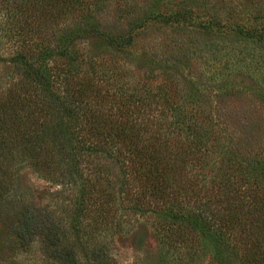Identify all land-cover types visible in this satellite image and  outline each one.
Returning <instances> with one entry per match:
<instances>
[{"label": "trees", "instance_id": "trees-1", "mask_svg": "<svg viewBox=\"0 0 264 264\" xmlns=\"http://www.w3.org/2000/svg\"><path fill=\"white\" fill-rule=\"evenodd\" d=\"M105 1L0 0L12 17L0 36L13 51L0 63L19 71L0 103V209L12 217L16 253L24 264H115L114 236L150 220L159 264H264V146L234 141L231 123H199L196 114L217 108L187 102L175 74L158 79L135 52L153 24L234 36L251 46L242 63L264 81V17L229 22L254 0L152 6L127 31L97 20ZM124 65L144 80L129 82ZM227 65L222 56L214 66ZM22 163L68 191V228L27 202Z\"/></svg>", "mask_w": 264, "mask_h": 264}, {"label": "rangeland", "instance_id": "rangeland-1", "mask_svg": "<svg viewBox=\"0 0 264 264\" xmlns=\"http://www.w3.org/2000/svg\"><path fill=\"white\" fill-rule=\"evenodd\" d=\"M226 1L235 3L238 0ZM181 2L186 5L193 3L187 0H107L103 9L97 14V20L112 30L113 27H117L127 31L132 23L142 25L141 22L148 21V16L143 12L152 6L164 11V8ZM194 3L199 6L202 2L197 0ZM254 4V6L249 4L244 7L236 6L235 11L230 14L229 19L232 20L229 22L234 21L238 15L244 20L264 17L262 0H254ZM224 13L220 10L219 14L225 19ZM9 17L12 18L0 11V24L7 22ZM27 20L32 22V18ZM63 20L69 22L71 18L66 17ZM117 28L115 31H119ZM145 30L142 40H139L135 47V52L148 64L158 61L154 66L146 64V69H151L158 79L165 71L175 74L180 79L179 87L187 102H197L199 105L211 104L217 108L212 110V115H208L206 111L196 114L199 123L203 125L211 119L217 128L223 130L228 128L227 122L231 123L229 130L231 132L233 129L234 134H231V138L234 141L250 144L251 149H257L259 145L264 146L262 71L253 72L251 67L248 70L247 60L242 63V59H247L252 54L249 44L245 45L234 36L223 39L214 35L207 37L202 33L163 27L161 24H153ZM139 33L141 34L142 31ZM12 52L10 45L0 36V57L9 58ZM255 55L258 56L257 53ZM222 56L228 65L226 70L218 74L214 65ZM254 60L257 63L261 58ZM122 68L125 78L131 83L141 82L145 78L144 72L135 65H124ZM18 78L19 71L16 68L8 63H0V103L7 99L8 91L14 87ZM191 87H197L199 96L194 97L191 94ZM225 93L228 95L221 96ZM19 179L29 197L27 202L39 208H47L62 223H67L65 227L68 228L70 222L68 191L39 177L27 163L20 165ZM11 219L6 209L1 208L0 264H24L28 257L16 253L15 241L8 231ZM112 241L111 254L115 264H159L156 259L159 245L150 220L138 221L131 233L116 235ZM203 264L216 263L208 257Z\"/></svg>", "mask_w": 264, "mask_h": 264}]
</instances>
